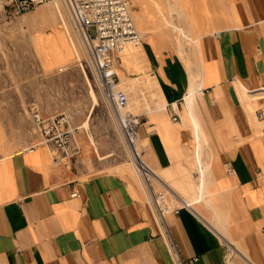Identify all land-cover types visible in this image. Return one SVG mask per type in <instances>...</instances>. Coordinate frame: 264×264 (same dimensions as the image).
Wrapping results in <instances>:
<instances>
[{"label": "crops", "instance_id": "0c3cea01", "mask_svg": "<svg viewBox=\"0 0 264 264\" xmlns=\"http://www.w3.org/2000/svg\"><path fill=\"white\" fill-rule=\"evenodd\" d=\"M181 8L190 35L147 29L135 54L160 96L137 143L171 193L166 222L138 164L111 161V131L70 113L79 148L62 163L48 143L0 155V264H264V0Z\"/></svg>", "mask_w": 264, "mask_h": 264}, {"label": "rangeland", "instance_id": "374dc122", "mask_svg": "<svg viewBox=\"0 0 264 264\" xmlns=\"http://www.w3.org/2000/svg\"><path fill=\"white\" fill-rule=\"evenodd\" d=\"M60 1L64 5V16L53 12L55 7L52 2L38 5L22 14H14L11 6L0 1V155L28 147L36 140L38 131L31 112L32 104L36 103L46 114L66 110L81 121L89 114L88 126L111 131L108 140L113 152L111 161L124 162L136 169L134 154L125 141L116 112L104 98L87 51L76 37H80L79 31L69 4L67 0ZM130 2L143 36L147 29L167 30L177 40V33L173 29L179 31V28L173 23H176V19H183L182 0ZM68 29L73 36H70ZM74 44H77V51L91 82L85 76ZM141 45L142 42L129 45L119 53L121 67L126 72L118 69L120 87L129 94V102L122 111L136 113L140 119L142 112L145 114L157 109L160 101L155 76L147 70L143 74L142 66L135 57L141 51ZM176 46L189 64L196 62V58L192 57L196 55L194 43L185 41L182 46L177 43ZM63 64H68V68L62 71L59 67ZM92 86L96 95L91 90ZM92 96L94 102L98 101L93 107ZM95 141L92 146L96 152L95 143L99 150L101 146L96 138ZM167 192L169 196V189ZM171 200L169 197L170 206Z\"/></svg>", "mask_w": 264, "mask_h": 264}, {"label": "built area", "instance_id": "2783aa9c", "mask_svg": "<svg viewBox=\"0 0 264 264\" xmlns=\"http://www.w3.org/2000/svg\"><path fill=\"white\" fill-rule=\"evenodd\" d=\"M5 5L11 6L14 14H22L38 5L48 4L53 0H0ZM73 14L75 27L79 31L77 39L83 44L89 61L95 71L99 87L103 96L112 106L122 129L125 141L134 150V158L138 164L141 175L150 187V198L158 217L166 222V217L171 209L168 203V192L166 188L155 190L151 186V178L155 175L154 169L148 164L137 150L138 125L141 121L136 113L126 111L122 108L129 102V94L126 89L120 87V75L115 60L120 58L119 54L129 45H138L142 42L143 34L138 27L131 10L130 0H67ZM70 36L73 34L68 29ZM76 53L83 70L85 64L81 61L77 44H74ZM117 55V56H116ZM68 68V64L59 67L60 70ZM32 117L41 135V139L29 147L39 143L54 144L52 147L53 158L56 163H62L73 153L72 142L77 149L76 130L78 126L72 123V115L66 110L44 115L39 104L31 106ZM259 114L264 117V105L261 106ZM175 119L178 116H174ZM201 168L203 163H199ZM72 194H79L74 189ZM188 204V203H187ZM172 248L177 252L174 242Z\"/></svg>", "mask_w": 264, "mask_h": 264}, {"label": "bare ground", "instance_id": "6f19581e", "mask_svg": "<svg viewBox=\"0 0 264 264\" xmlns=\"http://www.w3.org/2000/svg\"><path fill=\"white\" fill-rule=\"evenodd\" d=\"M53 4V7H55L54 8V10L55 11H53L54 13L55 12H57V13H60L62 16H64V11H63V3H62V1H60V0H53V1H51ZM50 2V3H51ZM64 2V1H63ZM66 3V2H65ZM65 20V19H64ZM66 21V20H65ZM68 24V23H67ZM173 25L174 26H176V28H179V31H180V33H181V36H186L187 37V35H188V33L186 32V30L182 27V26H180V25H178L177 23H173ZM190 35V34H189ZM188 35V36H189ZM36 39V38H35ZM85 76L87 77V79L90 81V76H89V74H88V72L85 70ZM91 82V81H90ZM91 90H92V92L94 93V95H96L95 94V91H94V88H93V86H92V88H91ZM194 94V91H191V92H189L188 93V95H193ZM95 98H97L96 96H95ZM136 147H137V150L140 152V154H141V156H142V153H141V150H140V146L138 145V143H137V145H136ZM133 154H134V150H133ZM138 167V166H137Z\"/></svg>", "mask_w": 264, "mask_h": 264}]
</instances>
